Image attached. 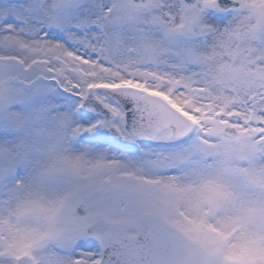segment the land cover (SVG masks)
<instances>
[{"label":"snow or ice","instance_id":"6c2138e0","mask_svg":"<svg viewBox=\"0 0 264 264\" xmlns=\"http://www.w3.org/2000/svg\"><path fill=\"white\" fill-rule=\"evenodd\" d=\"M0 264H264V0H0Z\"/></svg>","mask_w":264,"mask_h":264}]
</instances>
